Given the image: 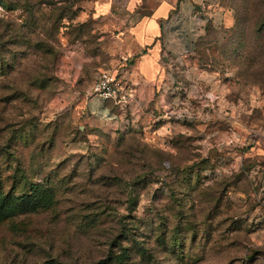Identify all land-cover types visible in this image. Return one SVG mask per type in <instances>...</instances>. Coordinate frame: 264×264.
Listing matches in <instances>:
<instances>
[{"label":"rangeland","instance_id":"374dc122","mask_svg":"<svg viewBox=\"0 0 264 264\" xmlns=\"http://www.w3.org/2000/svg\"><path fill=\"white\" fill-rule=\"evenodd\" d=\"M81 1L0 0V264H264V0H203L230 26L123 109Z\"/></svg>","mask_w":264,"mask_h":264},{"label":"crops","instance_id":"0c3cea01","mask_svg":"<svg viewBox=\"0 0 264 264\" xmlns=\"http://www.w3.org/2000/svg\"><path fill=\"white\" fill-rule=\"evenodd\" d=\"M203 0H84L75 19L102 34L107 67L131 89L140 105L152 99L166 70L162 58L191 54L207 26L228 28L231 18L211 14ZM82 102V101H81Z\"/></svg>","mask_w":264,"mask_h":264},{"label":"built area","instance_id":"2783aa9c","mask_svg":"<svg viewBox=\"0 0 264 264\" xmlns=\"http://www.w3.org/2000/svg\"><path fill=\"white\" fill-rule=\"evenodd\" d=\"M92 95L100 100L111 101L119 108H129L135 104L131 89L118 77L109 71H100L92 85Z\"/></svg>","mask_w":264,"mask_h":264},{"label":"trees","instance_id":"16d2710c","mask_svg":"<svg viewBox=\"0 0 264 264\" xmlns=\"http://www.w3.org/2000/svg\"><path fill=\"white\" fill-rule=\"evenodd\" d=\"M111 102V101H110ZM37 187V185H35ZM33 186V188L35 187ZM128 230L125 222L119 221V230L118 233L115 235V237H127V233H125ZM113 238V242L119 243L118 241H115L116 238ZM120 245V244H119ZM119 253H117L114 256L105 255L103 258L96 261L94 264H122V262L126 259L128 255V251L126 247L119 246Z\"/></svg>","mask_w":264,"mask_h":264}]
</instances>
